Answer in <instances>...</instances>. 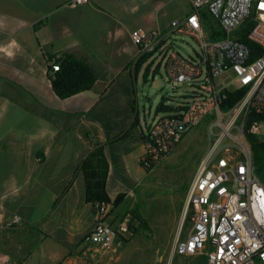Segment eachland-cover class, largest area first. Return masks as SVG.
I'll use <instances>...</instances> for the list:
<instances>
[{
    "label": "crops",
    "instance_id": "obj_1",
    "mask_svg": "<svg viewBox=\"0 0 264 264\" xmlns=\"http://www.w3.org/2000/svg\"><path fill=\"white\" fill-rule=\"evenodd\" d=\"M72 1L0 0V264H208L205 254L176 253L177 241L191 232L183 211L208 148L207 124L188 133L147 172L140 159L149 127L160 114L150 122L145 115L143 124L133 105L140 71L132 70L139 59L132 33H158L157 53L146 63L152 69L164 61L163 52L175 49L178 35L170 33L171 25L192 13L191 0H89L75 8L69 6ZM210 24L216 26L213 20ZM205 29L209 35L210 28ZM49 54H69L91 66L94 87L69 99L57 97ZM127 94L133 101L125 118L119 101ZM98 146L109 164L110 198L125 194V210L141 205L146 219L116 239L110 251L84 242L95 216L81 165ZM189 151L195 153L194 170L184 180ZM168 165L178 169L171 174L173 186L161 193L148 177L163 176ZM125 210L112 211L109 224L123 223ZM16 215L21 223L4 228Z\"/></svg>",
    "mask_w": 264,
    "mask_h": 264
},
{
    "label": "built area",
    "instance_id": "obj_2",
    "mask_svg": "<svg viewBox=\"0 0 264 264\" xmlns=\"http://www.w3.org/2000/svg\"><path fill=\"white\" fill-rule=\"evenodd\" d=\"M89 0H73L72 8ZM192 13L174 21L171 34L191 37L199 45L196 55L185 57L174 49L163 52L167 76L174 87H193L188 102L157 116L149 127L146 168H156L183 138L207 124L208 148L189 187L185 216L191 214V232L179 239L176 253L186 257L205 254L208 264H264V184L256 174L249 136L262 137L264 122V56L251 60L249 45L235 33L255 14L249 39L264 47V0H191ZM203 12L221 27L226 38L212 41ZM139 58L157 53L158 33L142 29L132 33ZM154 54V55H155ZM55 71L59 67H54ZM245 95L233 108L223 109L230 93ZM112 203L94 205L95 226L85 244L95 250H112L116 239L129 232L128 221L117 227L108 220ZM19 216L4 228L21 223Z\"/></svg>",
    "mask_w": 264,
    "mask_h": 264
},
{
    "label": "trees",
    "instance_id": "obj_3",
    "mask_svg": "<svg viewBox=\"0 0 264 264\" xmlns=\"http://www.w3.org/2000/svg\"><path fill=\"white\" fill-rule=\"evenodd\" d=\"M204 24L205 27L210 28L209 38L212 41H219L226 38L225 33L219 25L212 27L210 21L213 19L208 13H204ZM214 22V21H213ZM210 24V26H209ZM256 26L255 14L251 16L242 27L236 31L235 37L246 42L251 50V60H256L264 56V47L258 43L249 39L250 33ZM37 29V27H35ZM155 53H147L140 57L134 65L132 70L139 72L144 65L154 56ZM48 63V74L50 81L52 83V90L60 99H69L82 92L91 90L97 82V75L94 69L88 64L77 60L75 57L69 54L63 55H54L49 54L47 57ZM59 67L58 71H55L54 67ZM147 72L151 70V64L147 66ZM160 69V66H157V69L153 72L155 73ZM245 91L239 90L235 93H230L227 101L223 105V109L233 108L241 99L244 97ZM187 97V98H186ZM188 99L190 96H186ZM170 100L168 98H163L159 106L157 107L156 114L174 112V104L168 105ZM264 122V115L260 117ZM252 145L253 153V163L256 166V174L261 182L264 184V140L261 137L249 136L248 137ZM147 172L153 171L155 168H146L142 165ZM81 170L84 173L86 180V189H87V201L93 206L97 202L112 203L113 212L117 209L120 211L125 210V194H120L116 197L115 200H112L107 192V180L109 172L108 160L104 153V148L98 146L90 155L84 160L81 165ZM129 216L128 228L129 232L135 231L134 224L136 222L141 223V225L146 224V219L142 216L141 205H137L134 210L123 211V217L121 222ZM191 222L190 212L187 214L185 223Z\"/></svg>",
    "mask_w": 264,
    "mask_h": 264
},
{
    "label": "rangeland",
    "instance_id": "obj_4",
    "mask_svg": "<svg viewBox=\"0 0 264 264\" xmlns=\"http://www.w3.org/2000/svg\"><path fill=\"white\" fill-rule=\"evenodd\" d=\"M175 40H176L175 42L176 46L174 50L181 53L183 56L185 57L193 56L194 57L196 53L199 52V45L196 42V40H194L193 38L178 36ZM159 63H161L160 69L155 73V77H154L153 72L157 69V65ZM159 63L157 62L156 66H153V68L149 72H147L148 67L146 65L142 67V69L140 70L139 79L137 81V85L135 88L136 97L134 96V100L136 101V103L138 102L137 103L138 106L136 105V103H133V105L139 111L140 119L142 120L143 124H144L145 115H146V120L148 122H150L153 119V117L156 115L157 107L159 106V104L161 103L164 97L169 98L170 102L174 104L188 102L189 97L188 99H186L187 98L186 96H188L193 91V87H190V86L187 88L175 87L174 89V87L170 83L169 78L167 76L165 61H162L161 59H159ZM126 76L127 74L123 75L124 78H126ZM130 99L131 101H133V96L129 97V95L127 94L124 99L119 101V105L121 107L120 115L125 118L127 117V114H128L127 104L130 101ZM162 114L163 113H161L159 116H161ZM263 127H264V124H263ZM194 135L195 134L193 132L188 137L187 143L185 146H183V148L188 146V141L193 140ZM261 139L264 140V135L261 137ZM207 140H208V137H207ZM201 142L202 141H199L198 144L201 145ZM193 149L197 151L199 150V146L194 147ZM198 153L199 151H197L196 154ZM194 156H195V153H192V151H189V153L187 154L186 163H185L187 164V168L184 174L185 175L184 180H188L191 172L194 170V161H193ZM177 169H178L177 167H172L168 165L164 169L163 176H160L158 174L157 175L152 174L151 176L148 177V183H150L153 187H157L158 192L167 193V190L173 186L171 183V180H172L171 174L175 175L174 173L177 171ZM182 183L185 184V181H183ZM183 184H182V187H180L181 188L180 190L185 189ZM188 191H189V188L187 190V195H188ZM156 197L158 199L161 198V196L159 195ZM186 200H187V197H186ZM185 208H186V202H185L184 211H183L184 215H185ZM147 209L148 208H146L145 211H147ZM148 210H150L149 212H151V210H153V207H150ZM151 214L153 215L155 214V212H151ZM170 217H173L171 213H170ZM170 217H168V219H170L168 220L169 222H171ZM129 220L130 219L128 216L125 219V221L129 222Z\"/></svg>",
    "mask_w": 264,
    "mask_h": 264
}]
</instances>
